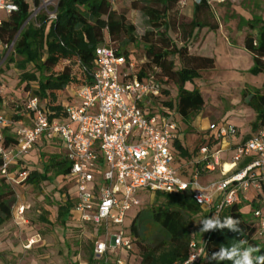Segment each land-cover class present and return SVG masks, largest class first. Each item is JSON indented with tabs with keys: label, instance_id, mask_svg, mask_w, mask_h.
<instances>
[{
	"label": "built area",
	"instance_id": "built-area-1",
	"mask_svg": "<svg viewBox=\"0 0 264 264\" xmlns=\"http://www.w3.org/2000/svg\"><path fill=\"white\" fill-rule=\"evenodd\" d=\"M21 1L30 4L26 22L32 17L36 21L42 10L49 19L56 17L48 10L51 0ZM203 1L212 5L225 0ZM0 10L8 16L17 4L0 0ZM6 47L0 38V56ZM135 66L105 37L95 49L90 82L66 89L61 115L50 117L45 102L30 97L22 105L30 124L21 123L15 129V143L4 146L0 130V173L16 183L30 171L21 161L35 144H60L70 164L64 178L76 187L64 199L73 201L71 219L94 230L93 264H126L120 255L132 251L136 242L125 220L138 208L140 200L135 195L140 190L188 195L212 216L238 201L239 195L251 189L260 193L264 187V129L241 138L232 123L213 121L187 159L177 147L185 143L175 102L167 105L164 83L152 73L138 77ZM11 123L0 111V125ZM226 163L231 165L227 170ZM12 165H17L14 173L9 172ZM215 171L219 178L204 181ZM201 192L206 196L203 203L197 200ZM253 217L258 222L257 235H264V205L253 211ZM191 246L195 247L194 241ZM202 250L201 246L194 249L184 264L198 260Z\"/></svg>",
	"mask_w": 264,
	"mask_h": 264
},
{
	"label": "trees",
	"instance_id": "trees-1",
	"mask_svg": "<svg viewBox=\"0 0 264 264\" xmlns=\"http://www.w3.org/2000/svg\"><path fill=\"white\" fill-rule=\"evenodd\" d=\"M179 1L131 0L130 7L143 13L149 27L137 38L135 25L127 21L124 11L114 9L110 0H57L55 6L49 9L55 12L54 19H49L47 14L42 12L36 18L38 25L28 23L26 26L30 4L15 0L17 10L0 22V38L7 47L12 45L13 52L7 61L14 63L22 71L20 81L25 83L24 88L31 92V97L45 102L50 117L63 113L61 103H57V92L65 91L69 87L79 88L90 82L89 70L93 66L95 49L108 37L118 45L122 54L136 62L134 73L138 77L152 73L161 83L172 81L176 85V112L182 120L189 122L204 106V99L197 87L187 88L186 83H194L200 77L201 69H210L214 65L211 58L189 53L186 39L195 26L203 25L195 17L189 24L178 23ZM202 3L204 1L198 5ZM240 23L257 30L255 35L248 34L244 39V48L252 55L253 60L248 72L252 75L264 74V20H245L240 17ZM177 28L180 29L183 40L180 46L173 42L169 34ZM137 39L144 49L145 60L140 63L127 49V46L136 43ZM14 55L19 59L14 58ZM4 56L3 51L0 56V70ZM60 61L68 64L60 70H54ZM27 64H33L39 75L26 71ZM73 66L78 73L74 71ZM31 81L37 83V89L30 88ZM163 93H167V90L163 89ZM241 102L255 113L250 124L251 132L264 129V82L260 88L246 87L242 91ZM166 104L173 106L170 102ZM22 108L23 106L20 110ZM15 118L17 120L20 117ZM14 143V136L9 135L7 129H3L2 144L8 146ZM177 147L181 156L191 157L193 152L188 148L180 144H177ZM248 160L240 164V167ZM69 170L70 164L62 153L50 154L48 164L41 170H30L21 183L39 187L42 182H52L57 176H65ZM258 195L264 198V187ZM155 197H163L165 203L151 208L150 213L139 211L129 226V235L135 238V246L139 244L141 264H184L192 251L200 246L203 253L192 264H209L205 259V252L210 256L220 247L230 246L239 239L259 248L257 255L264 254V235H257L258 222L253 217V211L261 207L256 203V197L247 203L251 210L243 209L239 195L238 201L222 208L218 213L221 219L228 216L238 219L241 229L239 234L228 230L207 232L203 243L200 246L195 244V247L191 246L193 236L186 213H198L202 210L200 206L185 194L155 193ZM14 201V191L1 179L0 226L10 220ZM72 206L73 201L69 198L58 205L56 220L62 226L67 222ZM91 249L92 247L89 260L92 259ZM131 252L133 250L128 254ZM212 264L216 262L213 261ZM224 264L229 262L225 261Z\"/></svg>",
	"mask_w": 264,
	"mask_h": 264
},
{
	"label": "rangeland",
	"instance_id": "rangeland-1",
	"mask_svg": "<svg viewBox=\"0 0 264 264\" xmlns=\"http://www.w3.org/2000/svg\"><path fill=\"white\" fill-rule=\"evenodd\" d=\"M56 2L57 0H51L48 10L54 7ZM111 4L114 9L124 11L127 21L135 25L137 38L149 28L143 13L130 7L131 0H114ZM240 9L245 16L250 15L252 17L259 16L264 18V0H225L214 7L213 14L233 33L232 28L236 26L238 21L235 17V10ZM42 12L44 11L42 10ZM7 17L4 11L0 10V20ZM28 23L38 25V22L34 21L33 17L29 19L25 26ZM242 30L243 32L248 31L246 28ZM137 40L136 43L129 44L127 49L140 63L145 60L144 49L140 40ZM12 52V45L4 49V62L0 70V111H4L10 121H15V117L23 118L17 112L23 113L20 110L21 105L32 94L31 92H27L24 88L25 83L20 81L22 71L14 63L7 61ZM14 58L19 59L15 55ZM240 62L245 63V60L241 59ZM67 64L68 62L60 61L54 70H60ZM73 69L77 72L74 66ZM26 71L35 73L36 76L39 75L33 64H27ZM206 74L202 75V79L187 85L189 88L197 87L200 90L204 99L202 109L193 115L189 122L182 120L177 115L183 129L182 140L189 151L193 150L200 135L205 133L208 123L213 121L232 123L230 119L233 117L238 119L243 117L246 121L247 115L242 112L243 104L241 102V94L245 88L214 86L210 82L211 78L208 73ZM29 85L32 90L38 87L35 81H31ZM164 87L167 90V93L163 96L165 97V101L174 103L177 93L176 85L172 81H166ZM66 97V90L57 92V103H62ZM198 116L208 119L206 129H193L191 124L196 121ZM73 128H76L75 124H73ZM251 134L252 132L247 136ZM240 137L245 138L246 136L242 135ZM57 145L59 147L55 146V144H41L38 147L35 144L34 146L37 147L33 146L35 150L32 153L33 160H29L30 165L42 169L48 164L50 154L61 153V150L58 149L61 148L60 144L57 143ZM29 153L30 151L25 154V157ZM219 177V172L215 171L213 174L206 176L204 181ZM1 179L14 191L15 201L11 206L12 215L10 220L0 226V264H90L88 261L94 235L93 228L88 224L78 227V223L71 219V215H69L64 226L56 220L57 206L65 201V197L62 194L64 192L66 194L67 192L74 194L76 189L75 184L69 182L68 179L63 180L61 176L55 177L50 183L42 182L39 187H32L26 184H22L21 186L16 185L0 173ZM255 192L256 190L251 189L246 194L240 195V202L244 210L252 209L247 203L254 197H256L258 205H264V198L255 195ZM60 195L63 196V199L60 198ZM135 196L140 200V204L138 208L128 214V218L125 220L126 230L129 229L132 219L139 211L150 213L151 208L165 203L163 197L156 198L155 194L152 195L148 190H140ZM22 207L23 211L20 213L19 210ZM209 216L210 214H208L207 210H201L194 214L186 213L193 241L198 246L203 243L206 233H200L199 225L197 224L201 218ZM120 256L126 259V264H141L138 243L133 248V252L128 254V252L123 251Z\"/></svg>",
	"mask_w": 264,
	"mask_h": 264
},
{
	"label": "crops",
	"instance_id": "crops-1",
	"mask_svg": "<svg viewBox=\"0 0 264 264\" xmlns=\"http://www.w3.org/2000/svg\"><path fill=\"white\" fill-rule=\"evenodd\" d=\"M201 2H203V0H200L198 3L195 2V0H180L177 4L178 23L189 24L195 17V19H197V21L203 25L202 27L195 26L191 35L186 39L189 53L193 56L207 57L213 60V68L201 69L198 80L203 78V74L208 73L209 77L211 78L210 82L217 87L260 88L262 82H264V74H258L254 76L252 74L250 75L248 70L253 64L252 55L244 48L245 37L248 34L255 35L257 30L251 29L249 26L242 25L240 23V17L244 18L245 20H252L253 18L264 20V18L259 16L252 17L250 15L245 16L244 13L241 12V9L235 10V17L238 19V21L236 26L232 28L233 33H231L232 31L227 29L225 24H223V22H221V20H219L213 14L214 7L219 3L209 5L204 1V3L198 5ZM243 28H246L248 31L243 32ZM169 34L177 46L182 45L183 40L181 38L179 28H177L176 31L169 32ZM241 59H244L245 63H241ZM187 85H189V83H186V87ZM64 101L62 103H64ZM242 110V112L247 115L245 118L246 121L243 117L241 119L233 117L230 119V121L238 128L240 136H247L251 133L250 124L254 120L255 113L252 109L245 106L244 104ZM2 112L5 114L4 111ZM22 112L23 113L18 111L17 113L23 116V118H18L15 121H11L12 123L9 126L0 125L2 134L3 129H7L9 135L15 136L14 131L18 126L21 125V123H27L28 125L30 124L28 114L23 110ZM207 120L208 119L206 117L198 116L196 121L191 125L193 129H206V125L208 123ZM41 144L50 145V143L43 142L38 143L37 146L40 147ZM55 146L59 147L57 144H55ZM58 149L61 150V148ZM34 150L35 149L32 148L29 155H26V157H24L23 161L21 162H25L26 166H28L30 170H41L37 167H32L29 163V160H33L32 153ZM61 153L64 155L62 150ZM224 155L227 157L228 153H224ZM16 167L17 165H12L10 167L11 171L9 172L14 173ZM229 167L230 165L227 164L226 168L228 169ZM61 178L65 180L64 176H61ZM13 183L20 186L22 185V183ZM64 194H66V192H64L62 195L64 196ZM257 194L258 192L256 191L255 195ZM62 195H60V198L63 199ZM244 198L246 197L244 196ZM71 209L69 215H71ZM77 226L82 227L80 223H78ZM88 262L93 264V258Z\"/></svg>",
	"mask_w": 264,
	"mask_h": 264
},
{
	"label": "clouds",
	"instance_id": "clouds-1",
	"mask_svg": "<svg viewBox=\"0 0 264 264\" xmlns=\"http://www.w3.org/2000/svg\"><path fill=\"white\" fill-rule=\"evenodd\" d=\"M184 188L186 185L181 184ZM206 196L203 192L197 196V200L201 203L205 200ZM240 221L234 217L228 216L221 219L218 215L203 217L197 225H199V232L204 234L207 232L228 230L232 233L239 234L241 229L239 227ZM203 251V250H202ZM260 249L256 246L248 244L244 239H239L230 246H222L218 251L213 252L210 256L205 252V259L212 264H224L228 261L229 264H264V254L257 255ZM195 261L196 257L191 258Z\"/></svg>",
	"mask_w": 264,
	"mask_h": 264
},
{
	"label": "bare ground",
	"instance_id": "bare-ground-1",
	"mask_svg": "<svg viewBox=\"0 0 264 264\" xmlns=\"http://www.w3.org/2000/svg\"><path fill=\"white\" fill-rule=\"evenodd\" d=\"M227 164H229V163H226V164L224 165V169H226V170H227V168H226V165H227ZM229 165H230V164H229ZM230 167H231V165H230ZM230 167H229V168H230ZM229 168H228V169H229Z\"/></svg>",
	"mask_w": 264,
	"mask_h": 264
},
{
	"label": "water",
	"instance_id": "water-1",
	"mask_svg": "<svg viewBox=\"0 0 264 264\" xmlns=\"http://www.w3.org/2000/svg\"><path fill=\"white\" fill-rule=\"evenodd\" d=\"M195 2H197V3H198V2H200V0H195Z\"/></svg>",
	"mask_w": 264,
	"mask_h": 264
}]
</instances>
